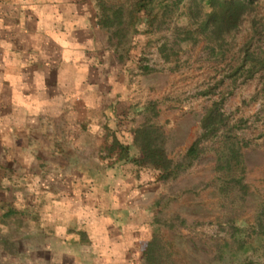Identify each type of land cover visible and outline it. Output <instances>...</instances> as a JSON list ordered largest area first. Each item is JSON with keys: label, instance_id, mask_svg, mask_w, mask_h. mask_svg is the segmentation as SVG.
I'll return each mask as SVG.
<instances>
[{"label": "rangeland", "instance_id": "obj_1", "mask_svg": "<svg viewBox=\"0 0 264 264\" xmlns=\"http://www.w3.org/2000/svg\"><path fill=\"white\" fill-rule=\"evenodd\" d=\"M135 4L66 1L89 20L88 48L53 49L65 83L85 100L79 108L55 115L43 112L45 106L26 109L45 75L21 72L17 52L0 62V116L11 122L8 128L0 122V264H95L103 253L113 254L96 242L82 244L79 255L75 243L88 238L83 232L59 234L49 248L40 245L47 237L35 240L18 230L24 206L32 224L36 192L78 189L87 199L86 226L92 228L95 213L106 230L115 229L110 216L130 227L117 245L128 264H144L150 243L162 244L171 264H264V230L257 227L264 207V70L250 78L247 62L235 74L247 47L264 58V0L216 42L190 19V12L209 10L200 0H155L128 25ZM117 9L125 12L124 23L106 27L105 17L110 21ZM214 105L224 125L188 157ZM142 127L170 164L143 153L136 142ZM79 164L89 166L83 176L75 170ZM79 179L89 181L86 188L77 187ZM42 220L49 222L44 213Z\"/></svg>", "mask_w": 264, "mask_h": 264}, {"label": "crops", "instance_id": "obj_2", "mask_svg": "<svg viewBox=\"0 0 264 264\" xmlns=\"http://www.w3.org/2000/svg\"><path fill=\"white\" fill-rule=\"evenodd\" d=\"M66 1L61 0L56 6L52 7L53 0H0V62L1 64L5 62L9 51L11 53L17 52L16 54L20 57V61H18L20 65H17V67L21 69V72L29 71L35 76L37 72L45 75L43 77L46 81L36 85L37 95L35 93L30 95L24 103V107L29 106L26 109L32 108L31 110H43V106H45L48 109L43 110V112L45 111L49 115L58 114L60 111L66 113L69 110L72 111L74 108L85 105V100L82 102L80 96H74V92L69 89V84L65 83L67 81L64 78L66 74L61 69L64 66L60 64L62 59L58 58L56 56L57 53L53 50L57 48V45L61 46L66 52L72 49L71 47L74 44L80 47L82 46L80 43H82V48H88L89 46V41L87 42L90 32L89 20L80 19L81 17L77 15V8L67 9ZM35 2L38 7L34 5ZM56 2L58 1L56 0ZM61 5H64V7L60 8ZM28 6H33L31 11L26 9ZM10 28H13L14 33L12 32L13 37L8 38ZM41 33L44 34L43 37L45 39L40 35ZM43 50L47 51L48 56L42 55ZM37 56L42 59L35 61ZM31 59H34L32 63ZM44 67H48L49 69H45ZM0 85L3 88V83H0ZM32 85L34 86L35 84ZM35 89L36 87H33V90ZM25 91L27 92L26 89ZM32 96L35 99L38 97V100L30 102V100H33L30 99ZM67 109L68 111H66ZM0 122L6 123L5 128L11 126L8 117L0 116ZM88 169V165L79 164L75 170L83 176ZM86 182L89 181L79 179L77 181L78 186H76L86 188ZM44 189L46 190V188ZM54 191H50L48 195H45L46 192L38 191L33 196L34 203H36V206L33 207H36V210L32 211V224L31 219L27 217V214L30 212L26 211L23 205L24 207L20 215L24 219V223H22V227L19 226L18 228L21 235L33 237L35 240L39 239L40 241H42V238L47 237L50 242L42 241L40 245L51 248L50 244L56 242L59 234L69 235L75 233L77 235L83 232L87 234L86 237L88 238L85 241H82L80 238L75 243L79 247V255L82 254V250L80 249L82 244L101 242L100 244L104 247L103 250L105 252H113L114 255L103 253L95 264H128V260L123 261V258L121 259L117 255L118 243L123 242L124 238H126L122 237V234L126 236L130 230V227L125 229L121 225L122 221L120 217L110 216L112 223L115 224V229L108 228L106 230L102 227V217H96V214L93 213V217H89L91 219L90 224L92 225V228H90L85 224V218L89 215L84 212L87 199L82 196V191L78 189V191L74 190L73 193V191L66 190L58 195ZM82 198H85L84 201H82ZM122 209L127 210V206L123 205ZM37 212H39V215H37ZM43 213L48 217L49 222L45 223L42 220ZM74 219L76 222L72 221ZM69 230L74 231L67 232ZM115 237L117 240H114ZM123 244L127 245L126 243Z\"/></svg>", "mask_w": 264, "mask_h": 264}, {"label": "trees", "instance_id": "obj_3", "mask_svg": "<svg viewBox=\"0 0 264 264\" xmlns=\"http://www.w3.org/2000/svg\"><path fill=\"white\" fill-rule=\"evenodd\" d=\"M154 1L155 0H136L135 10L128 13L130 18V23L128 21V25H134V12L136 13L143 9L147 10L149 5ZM166 1L169 0H161L162 3H165ZM183 1L184 0H173L175 5L180 4ZM258 2L259 0H200V3L205 4L209 10L206 12H204L203 9H201L203 12H199L198 10L197 15H195L194 12H190V19L192 21H196V23L202 27L203 33L208 32L211 35L212 42H216L223 40L224 36L238 29L243 20L254 11V8ZM105 19V23L107 25L106 27L111 28L115 26L116 22L120 25L121 23H124L125 12L122 9H117L110 21L109 16H106ZM118 33H115V36L119 37V35H122L121 30H119ZM247 62H250V65L252 66V68L248 70V75L250 78H252L256 73L264 70V58H262L260 55L256 56L255 54H250L249 47H247L243 61L241 65L235 70V74L240 73ZM223 125V114L218 110L217 105L212 106V108L204 115L201 120V126L203 129L202 137L192 145L188 152V157H195L197 155V148L199 147L201 141L204 138H207L209 135H216ZM154 141L155 140L150 133L149 128L142 127L137 131L136 142L143 153L150 158H162L164 162L170 164V162L165 157L164 150L158 148L157 150L153 149ZM232 152L236 154L234 149ZM257 219L258 229L264 230V207L262 208ZM147 253L148 257L144 264H171V255L164 251V247L160 243L148 244Z\"/></svg>", "mask_w": 264, "mask_h": 264}]
</instances>
